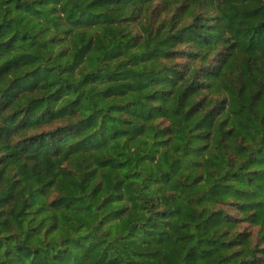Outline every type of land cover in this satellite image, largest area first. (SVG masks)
<instances>
[{"label": "trees", "instance_id": "trees-1", "mask_svg": "<svg viewBox=\"0 0 264 264\" xmlns=\"http://www.w3.org/2000/svg\"><path fill=\"white\" fill-rule=\"evenodd\" d=\"M0 264H264V0H0Z\"/></svg>", "mask_w": 264, "mask_h": 264}]
</instances>
